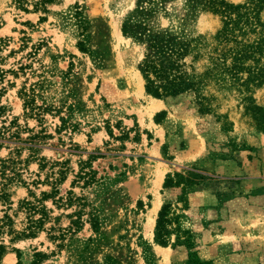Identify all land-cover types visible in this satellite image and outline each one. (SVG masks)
<instances>
[{"label":"rangeland","instance_id":"1","mask_svg":"<svg viewBox=\"0 0 264 264\" xmlns=\"http://www.w3.org/2000/svg\"><path fill=\"white\" fill-rule=\"evenodd\" d=\"M189 5L0 0L1 264H184L189 251L211 264H264V132L243 94L211 82L208 111L193 91L154 97L139 69L144 46L122 31L133 13L211 44L219 15ZM252 96L264 106V84ZM168 175L180 185L165 187ZM199 190L201 206L184 202ZM24 200L41 201L45 223L12 240L29 221ZM161 201L167 245L156 241L158 216L147 226Z\"/></svg>","mask_w":264,"mask_h":264},{"label":"trees","instance_id":"2","mask_svg":"<svg viewBox=\"0 0 264 264\" xmlns=\"http://www.w3.org/2000/svg\"><path fill=\"white\" fill-rule=\"evenodd\" d=\"M189 7L193 12L200 7L219 15L221 26L213 35L211 44L204 41V36L184 37L169 27L155 31L145 20L134 18L133 13L124 18V35L144 46L139 69L145 80L146 92L166 99L193 91L198 95L199 110L208 111L209 105L204 101L206 97L202 88L211 82L228 85L243 94L244 111L251 116L257 130L264 132V106L258 104L252 96L254 89L264 84V21L261 18L264 0H245L241 3L230 0H190ZM144 11L145 7L142 6L136 9L135 14ZM175 175L186 179L189 186L195 183L194 175L183 177L178 172ZM172 180L168 175L164 186L180 185L179 182L172 183ZM43 193L47 195L45 191ZM0 195H3V191ZM37 202L24 200L22 206L29 212V221L25 229L12 240L21 236H35L42 229L47 214L41 201ZM184 202L187 203V199ZM169 206L165 202L157 218L156 241L161 245L168 244L160 236L165 230L164 221ZM37 213L41 216L34 218ZM4 217L12 220L8 214ZM6 224V221L0 219V233ZM6 248L0 241V264ZM184 264L211 262L189 251L188 260Z\"/></svg>","mask_w":264,"mask_h":264},{"label":"crops","instance_id":"3","mask_svg":"<svg viewBox=\"0 0 264 264\" xmlns=\"http://www.w3.org/2000/svg\"><path fill=\"white\" fill-rule=\"evenodd\" d=\"M166 119H168V115H167V117H165L164 120H166ZM155 150L159 153L161 151V146H157L155 148ZM162 181H163V179H162ZM162 181L159 184L161 186V188H163L162 187ZM163 189L165 190L166 188H163ZM171 189H176L177 191L179 190L178 187H174V188L172 187ZM203 195H204L203 191H200V190L199 191H192V192H190L189 195H188V204H189V206H191V207L201 206L202 205V202H203ZM140 198H143V197L140 196ZM156 199L157 198L155 197L153 199V201L156 200ZM152 205L153 204H151V206L149 207V209L152 207ZM161 205H162V201H161L160 207H159V209H158V211H157V213L155 215V220H156V217L158 216V212H159V210L161 208Z\"/></svg>","mask_w":264,"mask_h":264},{"label":"bare ground","instance_id":"4","mask_svg":"<svg viewBox=\"0 0 264 264\" xmlns=\"http://www.w3.org/2000/svg\"><path fill=\"white\" fill-rule=\"evenodd\" d=\"M158 101H160V99H157V98H153V99L150 100L149 108H150L151 111H154L155 109H157L158 107H160L161 103L158 102ZM158 207H159L158 204H154V207L150 210V212L148 214L147 226L151 230L153 229V226H154L155 215H156V212H157Z\"/></svg>","mask_w":264,"mask_h":264}]
</instances>
